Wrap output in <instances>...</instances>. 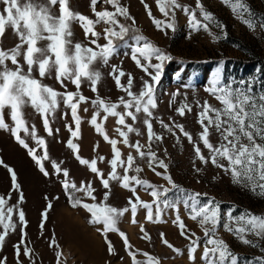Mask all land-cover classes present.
<instances>
[{"label":"snow or ice","instance_id":"obj_1","mask_svg":"<svg viewBox=\"0 0 264 264\" xmlns=\"http://www.w3.org/2000/svg\"><path fill=\"white\" fill-rule=\"evenodd\" d=\"M221 2L229 7L234 16L249 29H255L253 22L244 18L245 14L253 15L252 9L245 0H221ZM98 3L103 10H97ZM141 3L156 29L164 32L165 35H167L166 30L173 32L176 30V10H181L188 18V25L192 32L203 31L214 42L220 39V36L212 29L222 30L224 26L212 12L206 10L202 0H195L194 8L181 4L180 0H155L158 11L165 20L156 19L145 0H141ZM0 4L4 5L3 11L0 12V130L10 131L15 141L27 150L28 155L45 177H48L50 173L44 161L51 162L56 175H63L62 186L69 196L72 207L83 208L91 215L89 222L100 225L97 231L104 237L109 254H114V246L108 239V233L113 232L121 237L132 264H161L159 258L147 252L142 253L146 257L144 261L138 260L139 250H132L133 246L129 238L119 229V219L129 212V208L118 209L107 203L112 191L111 182L115 181L123 189L132 193L127 203L131 207L133 223L136 222L135 214L138 207L146 209V219L153 223L162 222L161 216L166 209L175 210L173 223L178 227L180 235L190 241L188 257L193 264L200 247V237L188 229L181 218L179 214L181 203L187 210L188 218L196 222L204 233L205 241L200 256L203 264H240L237 254L217 234V229L221 226V207L215 203V198L202 202L200 198L207 194L196 192L188 193L182 201L167 199L169 192L184 190L168 174V165L164 160L159 159L152 148L153 143L163 141V135L157 134L153 129V120L156 119L153 110L157 108L155 85L160 81L165 63L173 58L143 34H134L131 37L134 41L130 46L131 60L149 77V80L142 81L138 91L133 90L135 78L130 72H125L121 65L109 64L116 53V41H124L130 31L137 32L120 22L119 18L123 17L125 20H132L135 24L128 7L124 6L121 0H90V8L95 17L92 19L73 10L70 7V0H0ZM104 5L111 6L113 10H108ZM74 25H78L83 30L87 43L75 40ZM98 25H103L102 33L96 30ZM9 28L12 29V35L17 39V43L11 48H4L3 38ZM101 38L105 40L104 44L99 43ZM153 61L156 62L153 63ZM100 66L110 68L108 75L114 80L116 87L125 93L118 102L99 96L97 85L103 79V73L99 70ZM122 78H125L124 83ZM46 79L55 80L63 91L44 83ZM85 82L89 84L91 91L97 94L95 99L83 95L81 88ZM254 83V81L241 80L233 86L231 82H226L223 79V61H221L212 75L209 87L205 89L208 95L217 101L219 107L208 100L196 101L199 109L197 123L201 131L195 137L185 129L183 124L175 121L169 124L163 120L158 122L162 129L176 137L177 143L180 138L175 129H178L179 133L192 145L196 159L202 164H211L221 169L225 174H230L234 184L264 198V90L255 91ZM69 84L73 85L76 91H70ZM88 103L96 109L91 124L111 146L113 152L111 168L107 176L97 167V159L82 158L79 155V145L74 143V139L80 138L81 105ZM61 104L70 109L72 120L75 122L74 130L71 126L68 127L72 139L67 141V147L72 150L81 165L87 166L99 178L102 187L106 190L99 203L96 202L97 197L94 195L96 189L91 182H82L77 185L69 180L67 169L51 161L47 141L38 135L34 125L30 128L25 119L24 110L31 107L41 115L45 131L52 136L54 131L59 130H53L49 117H55ZM5 109L8 110L7 118L12 121L11 126L6 122ZM83 111L87 112L88 108H83ZM192 111V105L187 102L181 103L176 108L180 117ZM101 112L104 113V121H107L109 117L116 118V123L122 126L116 131L123 138V144L133 148L141 159H147L149 169L156 176L167 181L169 187H156L151 182L140 178L139 174L143 169L136 166V158L131 153L126 159L122 158V152L117 147L118 140L109 138L103 124L97 122ZM141 114H143L142 123L147 129V148L139 141L131 143L129 140L130 133L141 134L140 130L134 127V123L141 120ZM128 120H131L133 124L127 123ZM21 132L24 133V137H30L35 142V148L30 147L26 139L20 135ZM212 137L216 138L215 141ZM41 148L43 154L37 155L38 149ZM98 159L103 162L105 158L101 156ZM0 166L7 169L12 185L7 199L5 195H0V227L3 229L0 232V251H2L9 233L16 231L18 225L22 236L27 235L23 231L27 228V220L25 212L19 207L24 203L25 197L22 186L18 182L17 173L2 159H0ZM118 167L123 170V174L118 173ZM157 167L164 171H156ZM193 167L198 173L202 171L196 167L195 161H193ZM130 171L135 172L136 175H129ZM137 187L145 191L150 190L149 194L153 198L150 203L141 200ZM12 191L18 193L17 204L5 207L11 199ZM76 193H84L85 197L93 202H85L82 198L76 197ZM47 209H52L51 203L47 205ZM14 213L18 215V224L13 222ZM42 217L44 221L47 220V210L42 213ZM222 226L243 245L264 249V215L245 211L234 216L232 212H229ZM40 228L43 230V222ZM140 231L143 233L142 239L151 240L143 225ZM160 239L172 252L183 255L180 249L174 247L165 238L164 233H160ZM22 243L23 240L13 245L17 264H23L20 260L21 254L28 257L31 264H35V260L32 259V249L24 247L23 253L21 252ZM53 246L57 249L60 247L54 237L49 244V247ZM56 256L57 264H62V253L57 251ZM0 264H7V258L0 257ZM246 264H253V262L248 261ZM255 264H264V256L257 257Z\"/></svg>","mask_w":264,"mask_h":264},{"label":"rangeland","instance_id":"obj_2","mask_svg":"<svg viewBox=\"0 0 264 264\" xmlns=\"http://www.w3.org/2000/svg\"><path fill=\"white\" fill-rule=\"evenodd\" d=\"M150 6L153 16L156 19L165 20V17L158 11L155 0H145ZM206 10L212 12L216 19L224 26L223 29L213 28L212 31L220 36L217 42L203 31L192 32L188 25V18L181 10H176V30L158 31L152 20L149 18L141 0H121L124 6L129 9V14L134 18L125 20L120 17V22L130 28L137 30L136 33L129 32L124 41H116L117 49L115 55L110 59V65H121L125 72H130L134 79L133 90L138 91L143 80H149L134 62L131 60V45L134 43L131 37L134 34H143L154 44L172 56V60L166 62L158 84L155 85V98L157 108L153 110L155 120H153V129L157 134L163 135L162 142H155L152 145L159 159L164 160L168 165V174H170L175 183L182 187L183 192L171 191L167 195L169 200H183L188 193H206L200 199L206 202L215 198V203L221 207V226L217 229L219 238L223 239L230 249L237 254L240 264H246L252 261L255 264L257 257L264 256V249L261 247L252 248L245 246L234 237L233 234L223 229V223L227 219V213L239 215L245 211H250L257 215H264V198L244 187L238 186L232 182L230 174H225L221 169L215 168L211 164L204 165L196 159L193 147L188 143L178 129H175L180 140L177 143L176 137L167 133L161 128L159 120L171 124L175 121L183 124L185 129L195 137L201 131L197 123V112L199 111L196 101L203 102L208 100L211 104L219 107L217 101L211 98L205 91L209 87L212 75L216 71L220 62L223 61V79L236 86L239 81H254V90L259 92L264 90V0H245L252 9L253 15H244L245 19H250L255 25V29H249L234 16L231 9L226 7L221 0H202ZM183 5L195 7V0H180ZM70 7L81 14L95 19L91 8L90 0H70ZM108 10H113L111 6L104 5ZM4 5L0 4V12ZM97 10H103L98 3ZM97 31H103V25H98ZM75 40L87 43L83 30L74 25ZM17 43V39L12 35V29H7L3 38V47L11 48ZM100 44L105 40L101 38ZM156 61H153L155 63ZM10 64V62H9ZM11 66V65H10ZM103 73V79L97 85L98 94L101 98L118 102L125 93L120 91L111 76L108 75L109 67L100 66ZM125 78H122V83ZM44 83L52 85L59 91H63L58 83L53 79H46ZM70 91H76L75 87L69 84ZM81 91L84 96L95 99L96 93H93L87 82L82 85ZM179 93V95H175ZM187 102L193 107L191 113H186L180 117L176 108L181 103ZM87 107L88 111H83ZM123 110V109H119ZM25 119L31 128L34 125L38 135L47 141L49 156L51 161L60 164L61 168L69 171V180L77 185L82 182H91L96 189L94 195L97 197V203L103 197L106 191L99 178L93 174L87 166L81 165L75 158L72 150L67 147V141L72 139L68 127L75 129V122L72 120L70 109L63 104L60 105L55 117H49L50 125L54 131L49 136L43 127L42 117L31 107L25 110ZM91 103L82 104L79 115L81 117L80 138L74 139V143L79 145V155L88 160L97 159V167L107 176L110 171V161L113 158L111 146L98 134L95 127L91 124L92 116L95 114ZM8 110L5 109L6 122L11 126L12 121L7 118ZM104 113L101 112L97 122L102 123L106 133L111 139H117V147L122 152V158L126 159L131 153L136 158V166L143 171L139 174L141 179L151 182L154 186L164 188L169 187L167 181L155 175L147 163V159H141L133 148L123 144V138L116 131L122 126L116 123L115 117H109L107 121L103 120ZM141 120L134 123V127L140 130V135L136 133L129 134L131 143L139 141L147 148V129ZM127 123L133 124L131 120ZM20 135L24 137V133ZM30 147H36L35 142L30 137H24ZM215 141V137H212ZM98 145V147H97ZM203 147V145H201ZM166 150V152H165ZM206 153V150H205ZM43 149H38L37 155H42ZM105 159L100 162L98 157ZM0 159L5 164L11 166L18 175V182L22 186L25 201L19 205L25 212L27 228L23 229L26 236H22L21 228L18 225L16 231L10 232L5 241V246L0 251V257L7 258V264H17L15 249L13 245L21 244L23 248L32 249V259L35 264H57V251L62 253V264H132L131 258L125 250L123 241L117 233L109 232L108 239L114 246V254H109L108 246L104 237L97 228L100 225H93L89 221L90 213L81 207L73 208L68 194L65 192L62 181L63 175H56L51 162L44 161V164L50 173L45 177L36 166L35 162L28 155L25 148L21 147L11 135L10 131L0 130ZM195 161L196 167L202 169L199 173L193 167ZM62 162V163H61ZM118 173L123 174V170L117 168ZM156 171L164 170L157 167ZM129 175H136L130 171ZM10 174L7 169L0 166V195L7 194L11 189ZM111 195L107 201L108 204L118 209L129 208V212L119 219L118 227L123 231L131 245L132 250H139L137 259L144 261L146 257L142 253L147 252L150 255L160 259L161 264H193L188 257V246L190 241L180 235L178 227L173 223L176 212L174 209H166L161 216L162 222L153 223L146 219V209L138 207L135 214V223L132 222L131 207L127 201L132 197V193L123 189L118 182H111ZM149 191L137 187V193L141 200L151 202L152 197ZM76 197L82 198L85 202L92 203L87 199L84 193H76ZM134 199V197H133ZM164 199V197H161ZM18 193L11 192V199L5 206L16 205ZM51 203L52 209L48 210L47 205ZM155 211V206H153ZM48 211L47 220L44 221L42 213ZM179 214L184 220L187 228L200 237V247L196 253L195 264H203L200 256L203 252L204 233L198 224L188 218L187 210L181 203L179 205ZM13 222L18 224V215L14 213ZM44 223L43 230L40 224ZM143 225L145 231L151 237V240H145L141 237L143 233L140 227ZM3 229L0 227V232ZM160 233L165 234V238L176 248L180 249L183 255H177L172 252L160 239ZM55 238L59 248L49 247L52 238ZM251 238V237H249ZM20 260L23 264H31L28 257L21 254Z\"/></svg>","mask_w":264,"mask_h":264}]
</instances>
